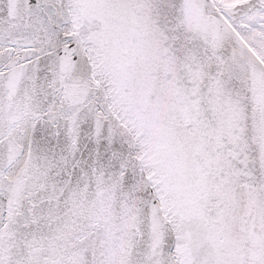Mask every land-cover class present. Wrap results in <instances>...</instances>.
<instances>
[{
  "label": "snow or ice",
  "instance_id": "1",
  "mask_svg": "<svg viewBox=\"0 0 264 264\" xmlns=\"http://www.w3.org/2000/svg\"><path fill=\"white\" fill-rule=\"evenodd\" d=\"M0 264H264V0H0Z\"/></svg>",
  "mask_w": 264,
  "mask_h": 264
}]
</instances>
